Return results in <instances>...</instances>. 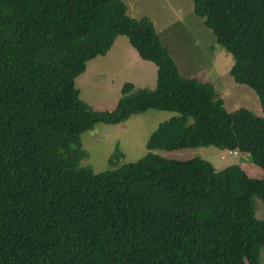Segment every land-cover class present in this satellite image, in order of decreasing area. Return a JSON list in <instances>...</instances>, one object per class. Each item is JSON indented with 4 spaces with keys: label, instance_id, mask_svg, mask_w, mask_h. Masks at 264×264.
<instances>
[{
    "label": "trees",
    "instance_id": "1",
    "mask_svg": "<svg viewBox=\"0 0 264 264\" xmlns=\"http://www.w3.org/2000/svg\"><path fill=\"white\" fill-rule=\"evenodd\" d=\"M192 1L264 112V0ZM119 35L155 64V87L125 82L113 108L93 109L76 80ZM149 109L177 115L148 149L211 145L264 171V116L227 111L211 82L183 75L148 16L122 0H0V264H259L264 176L151 151L98 173L80 165L81 133Z\"/></svg>",
    "mask_w": 264,
    "mask_h": 264
},
{
    "label": "rangeland",
    "instance_id": "2",
    "mask_svg": "<svg viewBox=\"0 0 264 264\" xmlns=\"http://www.w3.org/2000/svg\"><path fill=\"white\" fill-rule=\"evenodd\" d=\"M122 1L129 16H148L151 19L156 33L169 48L183 75L209 81L215 86L227 111L244 107L264 116L259 95L255 90L234 81L229 71L233 63L232 55L216 42L212 30L205 26V20L195 15L192 0ZM119 36L121 38L114 52V62L101 63L100 66L97 58H92L86 72L76 80L81 98L93 109L113 108L120 97L122 84L129 80L138 88L144 85L149 88L154 86L155 64L138 56L126 55L127 49L132 51L134 48L126 47L124 43H128V39L125 35ZM118 55L120 59L117 58ZM149 70H153L152 84L147 81ZM174 115H177V112L149 109L118 124H95L80 135L81 148L86 151L80 165L88 166L98 173L120 166L124 162L139 160L151 151L178 160L203 158L217 171L238 165L248 178L263 179L264 171L255 165L248 153H228L227 150H220L211 145L175 150L148 149L146 142L150 133L156 129L159 122ZM116 146L123 156L114 157L110 161V156L116 153ZM255 204L257 216L264 218V203L256 197ZM259 258V264H264V247L259 250Z\"/></svg>",
    "mask_w": 264,
    "mask_h": 264
},
{
    "label": "crops",
    "instance_id": "3",
    "mask_svg": "<svg viewBox=\"0 0 264 264\" xmlns=\"http://www.w3.org/2000/svg\"><path fill=\"white\" fill-rule=\"evenodd\" d=\"M127 13H128V9H127ZM129 14V13H128ZM130 15V14H129ZM132 17V16H131ZM133 17H135V16H133ZM136 18H138V17H136ZM120 36H117L116 38H115V40L113 41V43H112V46L110 47V49L108 50V52L105 54V55H99V56H97V57H95V58H93V59H96L97 58V60H98V62H99V65L101 66V63H106V64H109V63H112V62H114V60H115V54H114V52H115V50H116V48H117V42H120ZM127 38V37H126ZM117 40V41H116ZM128 43H124L125 45H126V47H129V46H131L130 44H129V41H127ZM132 47V46H131ZM132 49H133V47H132ZM126 55H129V56H131V57H136V56H138L139 57V55H138V53H137V51L135 50V49H133L132 51H130V49H127V52H126ZM117 58L118 59H120V56L118 55L117 56ZM93 59H91V60H93ZM90 60V61H91ZM90 61H88L87 63H86V69H87V65H88V63L90 62ZM147 61V60H146ZM156 67V66H155ZM144 70H145V67H144ZM86 72V71H85ZM152 73H153V70H149V72H148V75H147V81L148 82H150L151 84L153 83V78H152ZM155 75H156V69H155ZM154 81H155V83L153 84L154 86L152 87V88H154L155 87V84H156V79H154ZM128 82V81H127ZM129 82H131L133 85H134V87L135 88H138V86H135V84L131 81V80H129ZM125 83V82H124ZM123 85V84H122ZM144 87H146L145 85H144ZM139 88H142V87H139ZM147 88H149V87H147ZM152 88H150V89H152ZM117 102V101H116ZM116 102H115V104H116Z\"/></svg>",
    "mask_w": 264,
    "mask_h": 264
},
{
    "label": "built area",
    "instance_id": "4",
    "mask_svg": "<svg viewBox=\"0 0 264 264\" xmlns=\"http://www.w3.org/2000/svg\"><path fill=\"white\" fill-rule=\"evenodd\" d=\"M228 153H236V151L227 150Z\"/></svg>",
    "mask_w": 264,
    "mask_h": 264
}]
</instances>
